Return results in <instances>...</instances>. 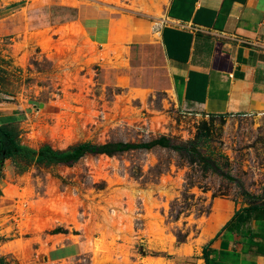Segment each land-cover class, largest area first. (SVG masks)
Instances as JSON below:
<instances>
[{"label":"rangeland","instance_id":"rangeland-1","mask_svg":"<svg viewBox=\"0 0 264 264\" xmlns=\"http://www.w3.org/2000/svg\"><path fill=\"white\" fill-rule=\"evenodd\" d=\"M167 3L0 0V84L21 105L8 125L23 143L66 149L160 136L187 143L208 134L199 149L218 165L215 171L194 152L155 146L9 176L15 234L0 252L14 264H186L211 234L215 199L264 193V115L182 108L162 60L132 62L121 44L102 51L76 20L79 10L84 19L112 11L131 25H157ZM64 244L69 254H53Z\"/></svg>","mask_w":264,"mask_h":264},{"label":"crops","instance_id":"crops-1","mask_svg":"<svg viewBox=\"0 0 264 264\" xmlns=\"http://www.w3.org/2000/svg\"><path fill=\"white\" fill-rule=\"evenodd\" d=\"M78 13L76 20L100 50L121 44L132 62L162 60L182 108L213 116L264 115V0H168L157 25L150 20L131 25L112 11L89 19ZM118 71L126 76V67ZM20 106L0 84V125L15 123ZM24 173L10 159L0 172V249L15 234L5 195L8 177ZM256 196L255 203L215 199L211 234L186 264H264V193ZM69 253L66 244L53 250L60 257ZM12 257L0 252L2 264H14Z\"/></svg>","mask_w":264,"mask_h":264},{"label":"trees","instance_id":"trees-1","mask_svg":"<svg viewBox=\"0 0 264 264\" xmlns=\"http://www.w3.org/2000/svg\"><path fill=\"white\" fill-rule=\"evenodd\" d=\"M1 83V79H0ZM207 135L198 134L196 139L187 143H174L167 136H160L147 142H107L93 143L90 141L78 142L70 145L66 149H56L50 144H43L39 147H33L23 143L15 128L8 124L0 125V172L3 169L5 160L10 159L18 173L26 172L29 168L35 166L39 168H52L58 165H71L88 154H109L113 155L117 152H123L133 149H151L155 146L167 147L178 152H194L202 161L208 162V167L218 169V165L211 154L202 153L199 149L200 142L207 140ZM228 179H234L229 174H222ZM244 195L250 199L251 203L258 196L250 192H244ZM3 260L0 259V264Z\"/></svg>","mask_w":264,"mask_h":264},{"label":"built area","instance_id":"built-area-1","mask_svg":"<svg viewBox=\"0 0 264 264\" xmlns=\"http://www.w3.org/2000/svg\"><path fill=\"white\" fill-rule=\"evenodd\" d=\"M17 1H28V2L32 1V2H34V1H37V0H17Z\"/></svg>","mask_w":264,"mask_h":264},{"label":"bare ground","instance_id":"bare-ground-1","mask_svg":"<svg viewBox=\"0 0 264 264\" xmlns=\"http://www.w3.org/2000/svg\"><path fill=\"white\" fill-rule=\"evenodd\" d=\"M5 189H6V188H5ZM155 260H156V259H155ZM151 262H152L151 260H148V261H147V264H150ZM158 262H159V261H158Z\"/></svg>","mask_w":264,"mask_h":264}]
</instances>
